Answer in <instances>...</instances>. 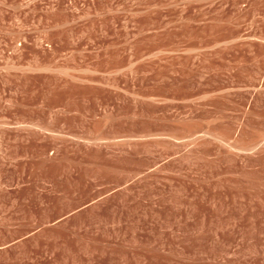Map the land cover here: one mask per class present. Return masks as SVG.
<instances>
[{
	"label": "rangeland",
	"instance_id": "1",
	"mask_svg": "<svg viewBox=\"0 0 264 264\" xmlns=\"http://www.w3.org/2000/svg\"><path fill=\"white\" fill-rule=\"evenodd\" d=\"M0 264H264V0H0Z\"/></svg>",
	"mask_w": 264,
	"mask_h": 264
}]
</instances>
